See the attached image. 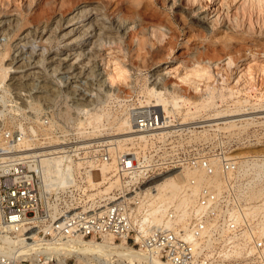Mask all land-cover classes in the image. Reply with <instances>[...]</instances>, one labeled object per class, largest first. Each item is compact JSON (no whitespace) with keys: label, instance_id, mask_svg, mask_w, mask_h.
Instances as JSON below:
<instances>
[{"label":"built area","instance_id":"1","mask_svg":"<svg viewBox=\"0 0 264 264\" xmlns=\"http://www.w3.org/2000/svg\"><path fill=\"white\" fill-rule=\"evenodd\" d=\"M138 106L132 108L134 128L149 133L148 141L142 146L135 142L118 156L112 171V180L117 179L118 185L108 194L100 192L110 180L99 177V167L113 162L115 152L109 143L95 142L90 127L79 131L76 114L61 119L62 129L27 138L15 131L5 136L0 143L1 227L11 237L21 238L24 245L28 243L31 252L20 255L1 249L0 264H63L54 247L79 235L124 239L126 244L174 264H218L236 251L242 253L237 260H253L255 249L258 262L264 259V233L254 227L251 209L241 204V191L234 184L235 177L240 180L242 174L232 149L217 137L205 141L202 125L176 124L175 118L168 121L159 106ZM51 111L45 113L46 119ZM195 130L197 140L178 142ZM53 155L65 157L73 167L72 175L64 185L49 182L45 188L42 161ZM188 170L201 171L207 177L218 173L221 192L209 185L196 189V179L190 177L183 194L194 202L186 209L161 207V219L148 218L155 205L151 202H155L156 184ZM244 177L246 183L252 179L251 175ZM72 258L64 264H70Z\"/></svg>","mask_w":264,"mask_h":264},{"label":"bare ground","instance_id":"2","mask_svg":"<svg viewBox=\"0 0 264 264\" xmlns=\"http://www.w3.org/2000/svg\"><path fill=\"white\" fill-rule=\"evenodd\" d=\"M15 0H0V13L6 12L7 14H15L14 18L3 19L1 23L3 26L9 27L8 32L6 35H10V38L13 35H18V32L22 30L28 23L32 21L30 18V11H31V1L29 0L23 3L22 6L18 7H10V4H13ZM75 1V0H74ZM73 1V2H74ZM102 4V8H105L106 11L108 8L112 10L111 14L115 12L122 14L120 19L118 18L115 22H112L110 27L108 26L107 29L115 28L117 31L124 32L129 28L131 23L135 22L136 18L144 19L146 18V9L142 4V0H98ZM183 4L186 5L188 8L195 7L196 5L204 6L209 13H213L215 16L213 19V27H219L223 24H228L232 29V34L234 37L244 38V39H252L253 37H261L264 36V0H182ZM44 6L48 7L53 12L64 11L66 8L70 7L72 4L71 0H43ZM15 4V3H14ZM98 9V8H97ZM149 12V11H148ZM17 13H19L17 15ZM153 12L152 15H154ZM159 14L156 12V15ZM155 16V15H154ZM84 17L83 11L77 12L72 17H58L56 21L55 27H48L46 23L43 25V29H35L36 31H29L27 33L28 38H25V42L20 44L17 48L18 55H14L12 57V61L18 60L19 55H27L24 57V62L17 66L14 71H22L24 67H27L32 64L33 60L35 59L34 55L37 49L34 47L35 40L38 37H41V41L43 38V31L48 29L50 31L49 39L52 42L53 39L57 38V30L63 27L64 23L72 22L76 19H81ZM157 17V16H156ZM175 18V17H174ZM165 19V18H164ZM177 20V19H176ZM78 21V20H77ZM167 21L166 23L157 22L152 23L147 27L146 32L143 33L144 39L146 41H153L154 44L159 45V48H163L167 43L171 42V38L173 36H177L179 34V30L174 27L173 21L169 14H167ZM178 22V21H177ZM103 21L100 22L98 19H93L86 24H81V26H76L70 28L65 35L67 34H76L77 41H82L84 37L86 40L95 37L94 44L97 46L101 45L98 43L102 39H106V37L110 36L106 32V28L103 25ZM180 23L182 26H185L188 22L186 20H181ZM37 26V25H36ZM164 27L170 31H166ZM39 27V25H38ZM41 27V26H40ZM200 27V26H199ZM196 36L199 38L206 37L207 33L205 29L200 27L197 29ZM95 31L94 34L92 32ZM128 32V31H127ZM126 32V33H127ZM137 32V31H136ZM131 33V32H130ZM133 33V34H132ZM131 34L136 37L135 32ZM30 34V35H29ZM5 35V36H6ZM139 35V34H138ZM33 36V37H32ZM106 36V37H105ZM32 37V38H31ZM134 37V38H135ZM138 37V36H137ZM232 37V36H231ZM233 38V37H232ZM35 39V40H34ZM225 39V37H224ZM264 39V38H260ZM91 40V39H90ZM142 40V38H141ZM87 42V41H86ZM224 45L221 47L219 46H211L209 50L206 52L207 55H220L226 54L229 55L227 61L223 64L225 68H229L231 71H234V76L231 77L232 80L235 81L234 85H240L242 83L253 86V82L259 81L264 83V62L258 61L259 53L264 54V50L261 48L259 52L253 50V47H250L251 51V59L246 63L238 64V56H235L233 51L240 52L242 48L239 47L236 50H233V43L230 39L223 41ZM240 42V41H239ZM141 43V41H140ZM139 43V44H140ZM237 43V42H236ZM143 44V41H142ZM146 43H144L145 45ZM256 44V43H255ZM261 44V43H260ZM44 49L47 50L49 46L47 44H42ZM240 45V43H239ZM16 46V45H15ZM142 46V45H141ZM237 46V45H236ZM241 46H244L241 44ZM262 46V45H260ZM14 47V46H13ZM28 47V48H27ZM257 47V45H256ZM11 44H6L3 48H0V83L4 82L5 79L9 76V72L12 69V65L10 63H5V59L7 56L11 55ZM31 48L30 51L28 49ZM143 48V46L141 47ZM171 48V47H170ZM208 49V48H207ZM98 50V49H97ZM77 52V51H76ZM245 52V51H244ZM87 54L83 49H80L78 55H85ZM247 54V53H246ZM94 53H91V56ZM246 55L243 54L242 57ZM249 56V57H250ZM213 56H209L211 58ZM237 57V58H236ZM44 54L40 56L34 66H40L44 62ZM247 58V57H246ZM245 58V59H246ZM205 59V58H204ZM60 61V65H56L53 69V73H56L58 70H61V65L64 59H57ZM95 64V63H94ZM221 64V63H220ZM116 69L117 71H102L99 73L101 77H105L102 81L107 85L110 86L111 89L108 93L110 98H115V100L119 101L120 95L115 90L112 91L114 85L120 81H126L127 77L131 76V83L134 81V77L131 74L126 73V69H122L118 62H116ZM221 66V65H220ZM29 68V67H28ZM90 68V67H89ZM88 68V70H89ZM95 66H92L90 69L91 73H94ZM114 68V69H115ZM22 69V70H21ZM45 72L40 74V71H33L29 73H23L22 75L12 76L11 79L14 81L13 84L17 85L16 89H20V87H29L35 89L39 92H45L46 84H41L42 82H47L44 78H48V70L44 69ZM221 70V69H220ZM75 69H72V66L68 67L67 70L64 72L72 73ZM85 70L81 68L79 71L75 73L74 76L70 77V75L66 77H60L63 83L67 81H72L75 77H83L85 75ZM86 74V73H85ZM128 74V75H127ZM88 75L91 77L90 73ZM165 75L159 74L156 75L155 78L147 84L146 78L142 80H135L136 82L142 81L144 85L140 91H138L139 95V106L138 107H148V106H159L162 108L163 112L165 113L168 121L173 120L176 118L177 110L176 108H180L186 105L193 114H199L200 111L206 109V105L213 102L214 93L208 95V100L206 103H191L186 100L183 96H180L174 92H166L162 86L159 84L161 83L162 79ZM89 77V78H90ZM213 77V74L208 65L200 63L195 64V68L191 69L189 73H185L183 75V79L187 81H191L194 83H198L199 80H209ZM71 78V79H70ZM88 78V79H89ZM134 78V79H133ZM137 78V77H136ZM228 77L222 75V82L226 81ZM28 79H33V82L27 83ZM146 81V82H145ZM9 84V86L12 85ZM128 83V82H127ZM118 84V83H117ZM152 84V85H151ZM49 85V84H47ZM232 85V86H234ZM244 85V84H243ZM19 86V87H18ZM81 85L75 84L72 85L71 93H77L80 91ZM115 87V86H114ZM237 87V86H236ZM53 88V87H52ZM234 88V87H233ZM232 87L229 89V96L234 97L239 93L238 89H233ZM15 89V88H14ZM27 89V88H26ZM116 89V88H115ZM166 89V88H165ZM254 89V88H253ZM70 90V89H69ZM47 91V90H46ZM51 91V90H49ZM134 92V91H133ZM47 96V95H46ZM45 96V97H46ZM87 96H92V93H87ZM35 97V96H34ZM43 97L42 95L40 96ZM48 97V96H47ZM85 96H81L80 98H84ZM220 97L223 99L225 96L223 92L220 93ZM237 97V96H235ZM36 98V97H35ZM39 95L37 96V99ZM37 99H27V103H19L17 100L10 99L9 96L1 95L0 96V139H1V131L6 128H18L20 131H15L17 135H20V138H27L29 136L37 135L38 132H47L50 130L62 129V124H59V116L56 113L48 115V119L44 116V108L39 100ZM34 100V101H33ZM42 100V99H41ZM40 100V101H41ZM88 101H93L90 98L87 99ZM110 100V99H109ZM114 100V99H113ZM88 102L89 104L91 103ZM116 102V101H115ZM249 100L247 98H236L228 107L226 111L229 113H234L236 111L245 110L246 106L248 105ZM101 106L91 107L88 112L85 114L87 118H81V121L87 119L85 122L84 127H90L91 133H102L108 132V135H103L102 137L95 138V142H107L112 147V151L115 152L113 162L103 163L99 167L101 171V176L103 180L109 179L108 184L105 185L101 189V193H111L112 189L118 185V180H112L115 163L118 161V156L126 153L133 145L138 143L140 146L144 145L143 143L148 141L149 133H144L141 131H137L134 128V117H133V105L129 107L127 104L120 102L118 109H113L108 104L106 105L105 102ZM111 103V102H110ZM77 104V103H76ZM260 104V103H259ZM137 105V104H136ZM113 106V105H112ZM253 107H256L254 103H252ZM86 108V107H85ZM89 108V106H88ZM52 109V108H51ZM48 110V109H47ZM87 111V109H85ZM49 111V110H48ZM57 111V110H56ZM52 112V111H51ZM67 112V111H66ZM81 112V111H80ZM59 113V112H58ZM223 113V110H218L216 115H220ZM81 114V113H80ZM77 116H82V115ZM83 114L84 116H86ZM62 115V114H61ZM66 115V114H65ZM62 115V116H65ZM67 116V115H66ZM65 117L60 118L65 119ZM77 116L74 117V120L77 119ZM178 117V116H177ZM82 121V122H83ZM62 123V122H61ZM254 123V120L237 123L236 120L230 119L224 122L223 127H219V129H238L239 134L243 131L247 130V127ZM77 125V124H76ZM80 126L82 124H79ZM77 125V128H81ZM169 125H173L170 123ZM113 131H111V130ZM110 130V131H109ZM8 131V130H6ZM5 131V132H6ZM80 131V129H79ZM12 132V131H10ZM4 133V132H3ZM9 132L6 133V135ZM203 135L206 137L208 134L207 129L202 131ZM197 131L190 132L186 138H178V142L182 143L192 142L190 140V136L196 135ZM4 135V134H3ZM5 136V135H4ZM22 136V137H21ZM109 141H108V140ZM3 140V139H2ZM2 140L0 142L2 143ZM107 140V141H106ZM4 142V141H3ZM57 147V146H56ZM249 152H239L233 154L235 158L238 157L242 160L239 161L240 169H241V177L240 180L238 177L235 179V186L239 188L241 191L239 199L243 206L247 204V209H251L249 213L253 217L254 227L261 228V233H264V151L256 153L254 155H248ZM54 154V153H53ZM47 155V154H44ZM44 169L41 175V181L45 188L49 184V182H60L61 185L65 184L66 177H70L72 172H70L73 167L71 164L65 160V157L62 155H53V156H45L43 157ZM92 167L94 163L91 164ZM65 167L68 169L66 170ZM246 175H251L252 179L249 183H246ZM90 176V173L88 174ZM190 177H194L196 179L195 188L198 189L203 185H209L216 187L218 191L221 192L222 190V179L221 176L216 173L212 177H207L203 172L196 171V170H188L184 173L183 176H171L156 184L157 191L153 195L155 197V202H151L155 205L152 207V212L148 218L153 220L161 219L160 208L161 207H171L175 209H186L190 203L194 202L193 197H189L183 194L185 182ZM101 183V182H99ZM98 185V184H97ZM151 193H147L146 195H150ZM143 195V194H142ZM251 204V206L249 205ZM3 215L0 212V251L1 249H5V251H18L19 254H29L31 251L29 249L28 243L23 244L24 241L21 238H13L11 237L6 230L1 227L3 225ZM61 245H56L54 247L55 252L59 255H62V261L67 260L70 257L76 258L80 263L79 264H174L170 261L164 260L161 256H157L155 253L147 252L144 249L136 248L126 244L125 240H115L112 236L103 235L101 238H96L95 236L86 238L84 236H74V237H67L62 240ZM254 249V248H252ZM227 257H238L241 256V251H236L233 254H226ZM233 262H226L222 261L218 264H264L262 263H255L253 260H247L241 262L240 260L230 259ZM243 261V260H242ZM264 261V260H263Z\"/></svg>","mask_w":264,"mask_h":264},{"label":"rangeland","instance_id":"3","mask_svg":"<svg viewBox=\"0 0 264 264\" xmlns=\"http://www.w3.org/2000/svg\"><path fill=\"white\" fill-rule=\"evenodd\" d=\"M71 1L72 4L70 5V7L66 8V10H64L63 12H53L48 7H46V5L44 6L43 0H32L31 5H33L31 6L30 11V18L32 19V21L28 23L22 30H20L18 32V35H13L11 38L10 35H6L9 27L3 26L1 20L14 18L16 15H10L6 12L0 13V48H3V46H5L6 44H11V55L6 57L5 63H10L13 66L11 71L9 72V76L5 79L4 82L0 83V96L6 95L7 97L9 96L10 99L12 98V100H17L19 103L25 104L27 103V99H37V96L39 95V98L37 100H39L42 106H45L44 114L48 112V110L50 111L51 108L52 112L50 114L56 113L61 117H65L66 115V117H68L71 112L73 114H76V116L81 113L80 115L82 116H77V119L75 120L77 125L82 124L81 126L79 125L81 127L78 128L79 130L85 126V122L87 121V119H84V121L82 120V122L81 118H87L88 113L87 115L85 113L88 112L91 107L93 108L95 106H101L103 104L101 102H105V104H108V106H110L111 108L114 107L113 109H118L120 102L127 104L129 107H132L136 104L139 105L138 91H140V89H142L144 85H142V81L136 82L135 80H142V78H146L147 84H150V82L153 80V78L156 77V75L163 74L165 76L159 85L162 86L167 93L174 92L180 96H183L191 103H206L208 100V95L212 92L214 93V101L207 104L206 109H203L197 115L193 114L190 111V109L186 106L187 104L180 108H176L177 110H175L174 112H177V114L175 115L176 121H174V123L184 124V126H186L187 124L195 123L194 126L202 125L207 130H214L212 133H208L206 137L203 135L205 141L207 139L212 140L217 137L220 139V143L222 145H224L223 143H226V145H228L232 149L233 154L239 152H249L248 155H254L256 153L264 151V83L261 84L260 80H255V83L253 82L252 87L250 85L248 86L245 83L234 85L235 81L231 79V77L235 74L234 71H231L229 68H225V66L223 65L227 61L229 55L220 54L218 56L206 54V52L209 50V47L213 45L219 46L220 44L221 45L219 47H221L222 45H224L223 41L230 39L233 43V47H231L233 50H236L239 47L242 48V51L238 52V54L235 51L232 52L235 56H238V64H241L242 62L246 63L251 59V51L249 49L250 47H253L254 51L257 50V53L259 52V50H261V48L264 50V39H260L261 37L264 38V36L253 37L252 39H238V37H234V34H232V29L226 23L217 28L213 27V19L215 16L213 15V13H209V11H207L204 6L196 5L195 7H193V9L188 8L183 4L182 0H142V4L146 9V18H136L135 22L131 23V25H129V28L125 30L124 33L123 31H117V29H115L114 27L111 28V30L110 28L107 29L108 26L110 27L112 22H115L118 18L120 19V17H122V14L117 12L111 14L112 10L108 8L106 11L105 8H102V4L98 0ZM25 2L26 0H15V4H10V7H12L11 9H13L14 6H22ZM81 11H83L84 17L81 19H76L75 22H65L63 27L57 30L56 33L58 37L53 39L52 42L47 39L50 31H47L48 29H45L43 31L44 35L42 41L41 37H38L36 40L34 39L36 41L34 43V47L37 49V51L34 55L35 59L33 60L32 64L24 67L27 69H21L22 71H14L17 66L21 65L24 62V57L27 55V53H25L24 55H19L18 60L12 61V57L14 55H18L19 50L17 48L20 46V44L25 42V38H28L27 33L29 31H36L35 29H37V31L39 29L42 30L43 25H45L46 23L48 24L49 28L52 27L53 29L56 25L55 20H57L58 17L62 16L69 18L77 12ZM153 12H155V16L152 15ZM156 12H158L159 14L156 15ZM18 14L19 13H17V15ZM167 14L170 15L173 21L172 25L176 27L180 32L179 34L177 33V36H173L171 38L170 43H167L163 48H159V45L154 44L153 41H146V39H144V37L142 36L143 33L146 32L147 27L150 24L157 22H168ZM93 19H98L100 22L103 21L104 23L102 26L106 28V33L110 35L108 37L105 36L106 39L104 38L98 42L101 43V45L96 46L94 44V40L96 39L94 36L87 40L86 37H84L82 41H77L76 34L72 33L65 35V33L70 28L81 26V24H86ZM181 20H186L188 23L185 26H182V24L180 23ZM199 26L205 29V32L207 33L206 37L198 38L195 35L198 31L197 29L200 28ZM163 28L167 32L169 31L167 27L163 26ZM130 32H135L136 37L133 36V33L131 34ZM94 33L95 31L92 32V34ZM144 43L146 44L144 45ZM42 44H47V46H49L47 50L44 49ZM241 44H243L244 46H241ZM141 45L143 46V48H141ZM80 49H83L87 54L79 56L78 52L80 51ZM30 50L31 48L28 49V51ZM91 53H94V55L91 56ZM42 54H44L45 57L43 64H41L40 66H34L37 59L42 56ZM243 54H245L246 56L242 57ZM257 55L258 61L264 62V54L259 53ZM209 56L213 57L209 58ZM57 59H64V61L61 62V70H58L56 73L52 74L55 66L60 65V61H58ZM116 62L119 63L122 69L127 70L126 73L129 72L128 74L133 75V77L135 78H133L134 81L132 83L130 80V76L127 77V80L125 82L120 81L117 82L118 84L116 83V85H114L115 87L113 86L112 91H119V101H117L118 99L115 100V98H110L108 96L107 92H110L109 89L111 88L102 81L105 77H101V75H99V73L102 71H117L118 68H115L118 67L116 66ZM199 62H202V64H206L209 66L213 77L209 80H199L198 83L184 80L182 78L183 75H185V73H189L191 69H194L195 64ZM70 66H72V69L74 68L75 71H73L72 73L64 72ZM92 66L96 67L94 73L90 72ZM81 68L85 70L86 74L82 73L85 76L78 78L74 77L71 82L67 81L66 83H63L60 80V77L63 76H74L75 73ZM44 69H47L49 72L47 76L48 78L44 76L47 82L45 81L41 83L46 84V88L44 90L45 92H39L29 87L23 88V86L20 87V89H16L17 85L12 83L14 81L13 79H11L12 76H18L22 75L23 73H29L33 71H40V74H43L45 72ZM88 73H90L91 77L88 75ZM222 75L228 77L224 82H222L221 80ZM33 81V79H28L26 82L30 83ZM11 83L12 85L9 86V84ZM75 84L81 85L79 86L80 91H77V93H71L72 85ZM231 87H234V90L239 88V93L235 95L237 97L229 96V89ZM221 92H223L225 96L223 99L220 97ZM87 93H92L94 97H86ZM41 95L43 96L42 98L40 97ZM81 96L85 97L80 98ZM90 98H94V100L91 101ZM236 98H247L249 100L246 109L236 111L234 113L227 112L226 108ZM47 99L50 102H46ZM87 99L91 101L90 104L88 103L90 101H88ZM54 103H57L58 105H65V107L58 108V106ZM99 103L101 105H99ZM252 103H254L256 107H253ZM85 109H87V111ZM218 110H223V113L220 115H216L215 113H217ZM61 114L66 115L62 116ZM83 114H85L86 116H84ZM61 117H59V121H57L59 124H62L60 122ZM248 118L250 121L254 120V123L250 124L247 127V130L241 132L240 134L238 129H219V127L224 126V122L230 119L236 120L237 123H242L248 121ZM196 123H199L200 125H196ZM219 130L222 134V137H224L223 140L221 136L219 137V134L217 132ZM10 131L20 130L18 128H4V133L1 131L2 135L0 140L3 139L2 142L6 140V133ZM39 133L41 132H38V134ZM93 135L95 138H99L103 135L107 136L108 132L103 131L102 133H96ZM197 138V134L190 136L191 141L197 140ZM241 158L238 159L237 157L235 159L240 161L242 160ZM96 176H98V174H96ZM258 255L259 253L255 249L252 254L253 262H258ZM227 258L228 261L226 262H233L230 259L236 260V258L233 256ZM263 260L259 261L258 263L264 262ZM240 261L244 262L247 260ZM69 263L79 264L80 262L76 258H72Z\"/></svg>","mask_w":264,"mask_h":264}]
</instances>
